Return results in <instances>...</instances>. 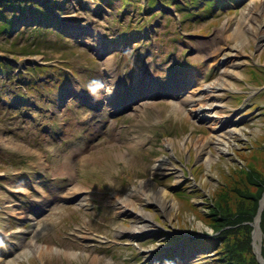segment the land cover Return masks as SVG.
Segmentation results:
<instances>
[{
	"label": "rangeland",
	"instance_id": "obj_1",
	"mask_svg": "<svg viewBox=\"0 0 264 264\" xmlns=\"http://www.w3.org/2000/svg\"><path fill=\"white\" fill-rule=\"evenodd\" d=\"M34 1L0 13V264H213V249L188 242L215 235L198 215L264 147V39H252L264 16L239 42L213 35L264 0ZM119 102L128 109L114 113ZM222 122L217 135L240 133L204 149ZM150 182L174 207L148 203L146 221L130 208ZM263 198L250 224L258 264Z\"/></svg>",
	"mask_w": 264,
	"mask_h": 264
},
{
	"label": "trees",
	"instance_id": "obj_2",
	"mask_svg": "<svg viewBox=\"0 0 264 264\" xmlns=\"http://www.w3.org/2000/svg\"><path fill=\"white\" fill-rule=\"evenodd\" d=\"M17 3L37 6L34 0H0V13L1 9L9 7L12 14H17L15 10ZM150 3L155 5L156 1L150 0ZM9 26L10 23L7 20L2 28ZM27 54L32 55L33 52ZM249 70L254 77L259 75L254 69ZM235 100L238 99L235 98ZM258 110L264 113V108H258ZM261 141L264 143V135ZM236 154L239 156L237 152ZM248 157L246 165L235 166L232 170L231 181L226 180L231 185H228L226 189L220 187V191L216 194L218 197L212 201L211 207H207V215H198L212 228L215 235L193 237L188 242L189 245L194 242L199 248L213 249L212 256L216 258L209 259L213 264H258L250 244L252 231L250 224L257 213L259 201L264 193V147L259 145L258 149L252 150L249 155H243L245 159ZM260 219L264 242V206ZM184 233L183 236L178 235L174 238L185 240L187 237H192L189 233L193 232L186 230ZM261 256L264 258V247Z\"/></svg>",
	"mask_w": 264,
	"mask_h": 264
},
{
	"label": "bare ground",
	"instance_id": "obj_3",
	"mask_svg": "<svg viewBox=\"0 0 264 264\" xmlns=\"http://www.w3.org/2000/svg\"><path fill=\"white\" fill-rule=\"evenodd\" d=\"M262 6H264V5L260 4V7L254 6L251 9H249V17H247L245 19V21H243L241 24H239L238 28L233 33L228 34L227 36H226V33L214 34L213 39L217 40V43H223L224 45H228V43L231 40L239 42L242 39H244L245 32H246L245 30H249V28H247L248 24H249V27H251L253 21L255 20V18L252 15L258 16L259 15L258 13H261L264 16V7L262 8ZM246 21L248 23L247 25H246ZM256 23L257 24L259 23V25L255 26V29L253 32L254 35L252 36V39L256 42V44H258L264 39L263 38L264 31L262 29V27H264V25L262 26V21L260 19ZM215 45L216 44H214V46ZM195 49H197V47H195ZM231 57L239 59L240 53H235V55H232ZM224 64H225L226 71H229V72H231L232 71L231 69L235 67V64L232 63V60L230 62H228L226 59L224 61ZM226 74L227 73H225L224 75H226ZM145 85L148 86V83ZM217 85L218 86L216 87V89L214 88L215 90L221 88V85H223V83H219ZM175 90H176V92L181 91L179 89H175ZM167 94H168V92H167ZM199 110H201V109H199ZM225 122H227V121H225ZM225 122H222L220 125L216 126L213 129L212 135L207 138V141H206L205 145L203 146L204 149L209 150V147L211 145L215 144L216 146L219 147V148H217V151L221 152L224 150V146L227 143L228 139H230L233 135H238L240 133V129L236 127L237 124H233L234 127L228 128L224 134L217 135L220 131L223 130V128H225L224 127ZM203 148L199 151V157L204 156L203 157L204 159H206L207 161H210V159L205 157L206 154L203 153L204 152ZM207 155H208V153H207ZM63 165H65V164H63ZM143 186H144V188H147L145 183L143 184ZM169 195H170V193L167 190L160 189L155 183L150 182L149 192L144 194L142 196V198L137 203L133 204L131 206L130 210L135 212L136 214L144 217L143 219L144 220L146 219V221H148V218L151 217V215L149 213H147L146 211H144L143 207L145 205H147L148 203L156 202L158 204V206L160 208H162L164 211H166L170 208H173L174 207V200H173V198H169ZM120 203H122V202H120ZM143 227H146V226L144 224L140 225V227L134 226L130 231L131 232L138 231L139 229H141ZM257 238H259V232H258V229L256 228V231L253 235V242L256 241Z\"/></svg>",
	"mask_w": 264,
	"mask_h": 264
},
{
	"label": "water",
	"instance_id": "obj_4",
	"mask_svg": "<svg viewBox=\"0 0 264 264\" xmlns=\"http://www.w3.org/2000/svg\"><path fill=\"white\" fill-rule=\"evenodd\" d=\"M263 197H264V193H263ZM262 202H263V204H264V198H263ZM262 202H261V203H262ZM259 258H260V257H259Z\"/></svg>",
	"mask_w": 264,
	"mask_h": 264
}]
</instances>
